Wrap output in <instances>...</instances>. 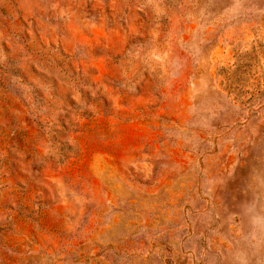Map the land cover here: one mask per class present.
<instances>
[{"label": "rangeland", "instance_id": "374dc122", "mask_svg": "<svg viewBox=\"0 0 264 264\" xmlns=\"http://www.w3.org/2000/svg\"><path fill=\"white\" fill-rule=\"evenodd\" d=\"M0 264H264V0H0Z\"/></svg>", "mask_w": 264, "mask_h": 264}]
</instances>
